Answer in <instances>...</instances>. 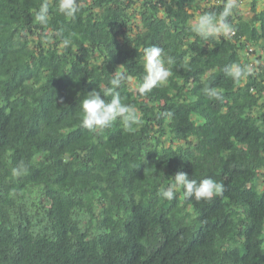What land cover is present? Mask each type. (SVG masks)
Segmentation results:
<instances>
[{
    "label": "trees",
    "instance_id": "obj_1",
    "mask_svg": "<svg viewBox=\"0 0 264 264\" xmlns=\"http://www.w3.org/2000/svg\"><path fill=\"white\" fill-rule=\"evenodd\" d=\"M226 2L78 0L67 17L48 0L41 23L44 0H0V264H264V0L248 16L237 0L229 38L190 30ZM152 46L171 76L141 96ZM232 64L251 73L234 81ZM118 71L142 123L89 131L81 101ZM178 171L222 194L162 199Z\"/></svg>",
    "mask_w": 264,
    "mask_h": 264
},
{
    "label": "clouds",
    "instance_id": "obj_2",
    "mask_svg": "<svg viewBox=\"0 0 264 264\" xmlns=\"http://www.w3.org/2000/svg\"><path fill=\"white\" fill-rule=\"evenodd\" d=\"M237 0H227L224 5V11L217 17L215 13H204L195 18L190 24V30L203 38L206 42L216 40L220 37L229 38L233 29L228 23L227 18L236 6ZM58 11L67 17H74L79 11L78 0H59ZM49 13L48 0H44L36 13V20L41 23H47ZM67 44V41H65ZM211 47V45H208ZM166 54L163 49L152 46L144 49L143 62L145 75L143 82L135 89V91L145 96L154 88L163 86L171 76V71L165 66ZM167 63L173 64L174 60L167 57ZM251 73V68L232 64L225 68V75L234 81H240L247 74ZM123 71H118L110 80V87L105 86L92 90L84 96L81 101L82 120L81 126L95 133H102L105 129L112 126L118 119L128 129L133 125L142 123L141 113L135 107L122 102V98L116 89H118L125 81L130 80ZM204 93L209 98L221 99V94L215 89L205 86ZM111 96L110 101H106L104 97ZM171 115L170 113L168 114ZM27 172V167L23 164L12 169L13 176L19 177ZM174 183L168 185L167 188H161L159 196L162 199L172 201L176 198L179 189H183L185 198H195V200H211L214 196L222 194L223 186L212 178H204L197 181L191 178L187 173L178 171L174 176Z\"/></svg>",
    "mask_w": 264,
    "mask_h": 264
},
{
    "label": "rangeland",
    "instance_id": "obj_3",
    "mask_svg": "<svg viewBox=\"0 0 264 264\" xmlns=\"http://www.w3.org/2000/svg\"><path fill=\"white\" fill-rule=\"evenodd\" d=\"M249 1L250 0H242V3L240 4V8H241V12L244 14V15H249L250 12H249ZM245 54H247L249 56V51H245ZM261 62L264 63V54H261ZM250 58L253 59V55H250ZM258 186L259 188L261 189H264V175H261L259 181H258Z\"/></svg>",
    "mask_w": 264,
    "mask_h": 264
},
{
    "label": "built area",
    "instance_id": "obj_4",
    "mask_svg": "<svg viewBox=\"0 0 264 264\" xmlns=\"http://www.w3.org/2000/svg\"><path fill=\"white\" fill-rule=\"evenodd\" d=\"M235 32L233 31L231 34H234Z\"/></svg>",
    "mask_w": 264,
    "mask_h": 264
}]
</instances>
